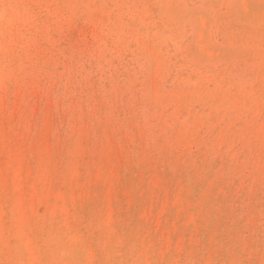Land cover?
<instances>
[{
  "label": "bare ground",
  "instance_id": "bare-ground-1",
  "mask_svg": "<svg viewBox=\"0 0 264 264\" xmlns=\"http://www.w3.org/2000/svg\"><path fill=\"white\" fill-rule=\"evenodd\" d=\"M106 1L0 0V264H264V218L258 222L261 217L252 216L255 208L251 204L253 201L257 206L262 204V200L255 198L254 186L256 178L264 176V0H242L241 8L244 6L249 14L247 22L237 13L238 0L233 3L235 7L229 5L231 21L240 29H247L249 39L256 42L246 41L243 35L233 41L226 38V58L217 51L205 49L207 44L204 47L201 42L204 34L198 33L194 26L192 38L188 41L183 37L177 44L179 41L173 31L176 28L171 26V21L166 22V5L158 6L160 0H151V3L145 0L144 5L124 0L123 28L128 43L123 46L132 45L133 60L136 63L143 60L145 65L144 77L138 85L140 90L136 92H140L141 110L140 117L132 120L136 124L128 123L129 120L124 122V128L118 122L109 124L104 104L94 99L91 105L87 102L72 107L75 104L72 101L70 108L62 112L55 110L59 121H54L53 103L48 104L46 100L47 105H43L42 101H36L34 106L31 100L32 94L41 92H37L39 86L32 75L39 74L40 67L47 65L46 61L40 64L37 56L41 30L47 28V22L55 13H63L62 9L76 16L80 4L84 7L81 13L90 21H100L107 9L104 8ZM117 3L114 1L113 7L118 9L120 4ZM162 3L166 1L161 0ZM175 3L184 12L195 8V2L188 0H175ZM222 4L224 6V2ZM142 13L151 20L146 16L144 20L139 16ZM190 17L191 13H186L184 19ZM48 30L42 35H47ZM164 30L167 41L185 48L184 53L179 50L181 55L178 56L182 71H173L174 78L170 82L164 70L167 68ZM30 46H34V51H29ZM48 49L45 51L49 52ZM212 58L220 62L233 61L237 65V72L234 71L237 76L228 72L225 76V73L223 76L215 74L209 69ZM108 59L110 61L111 57ZM70 60L73 62V56ZM198 61L208 62V71L199 68ZM183 68L190 72L182 74ZM113 101L108 103L111 105ZM126 107H129L126 112L131 109ZM116 111L118 109L115 114ZM62 116L66 118L63 124ZM233 121L238 123L234 128L241 135H237L240 137L237 140L245 143L240 157H244L245 163L241 164L250 175L248 180L240 179L242 172H237L238 167L242 169L240 160L232 153L229 155V151L236 148L229 142L230 138H235V131L227 130ZM224 142L231 146L227 144L225 148ZM247 152L251 156H247ZM226 156L235 160L232 161L235 165ZM222 176L227 178L230 188L240 180L237 185L244 198L240 197L237 207L227 200L230 190H217ZM262 214L264 216V212Z\"/></svg>",
  "mask_w": 264,
  "mask_h": 264
},
{
  "label": "rangeland",
  "instance_id": "rangeland-1",
  "mask_svg": "<svg viewBox=\"0 0 264 264\" xmlns=\"http://www.w3.org/2000/svg\"><path fill=\"white\" fill-rule=\"evenodd\" d=\"M114 1H117L118 3L117 4H120V5H118L119 6V8L117 9V8H114L113 6L114 5H116V4H114ZM130 1V0H129ZM136 1V4L138 3V5L140 4V5H144L143 3H148V2H150L151 3V0L150 1H146L145 2V0H135ZM163 1V0H162ZM166 1V3L164 4V3H162L161 4V0L160 1H158L157 3H158V6H161V5H166L165 7H166V17L168 18H166L165 20H166V22H167V20L170 22V23H172L171 24V26L174 28H176V30H177V32H176V30L175 29H173V31H174V38L177 40V41H179L177 44H180L181 43V41H182V39H183V37H185L188 41L192 38V32H194V27H196L197 29L196 30H198V33H202V34H204L203 36H202V40L203 41H201L202 42V45L205 47L206 46V44H207V47H205V49L207 48V49H210V50H214L215 52L217 51L218 53H221L220 55H222V57H224V56H226L225 54L228 52V51H226V48H225V45H226V42H227V39H231L232 41L234 40V39H236V38H239L241 35H243V37H245L246 38V41L248 40H250L251 41V39H249V34L250 33H248L249 31H247V29H245V28H242V29H245L244 31L242 30V29H240V27L238 26V24L236 23H234V21L232 20L231 21V17H229V13H230V7H229V5H231V7L232 6H234L235 7V5H233V3L235 2V0H220L219 1V3H218V1H216V0H188V1H190L191 3H193V2H195L194 3V5H195V8H193L192 9V12H190L189 10H187L186 12H184V11H182L178 6H177V4L175 3V0H165ZM167 1L169 2V3H167ZM107 2V5L104 7V8H107V9H105V11H104V16L103 15H101V17H102V20H97V19H91V20H93V21H90V19L89 18H87L84 14H82L81 13V10H83L84 11V7L80 4L79 5V3H78V5L80 6L79 7V9H78V11H76L77 12V14H76V16H75V14L73 15L72 13H70V12H68L66 9H62V12L63 13H61V12H58L57 14L55 13L54 15H53V18H51L50 19V21L49 22H47V28L46 29H49L48 30V32H46V34L47 35H45V36H43L44 34H45V31H46V29L43 31V29L41 30L42 32H41V37H39V41L41 42L39 45V52H37V56L38 57H40V64H44V62L47 64V65H45L44 67H40L41 69H40V73L39 74H36V75H32L33 76V78H34V82H35V84L36 85H38L39 86V89H37V92L40 90L43 94H41L40 95V93H36V94H32L31 95V97H32V104L35 106L36 104H35V102L36 101H42V104L43 105H47V103L48 104H51L52 105V103H53V106L54 107H52L51 105H48V106H51L52 108H51V110L54 112L55 110H64V108H70L71 106L69 105V104H71V105H73L74 103L73 102H75V104L72 106V107H79L78 105L79 104H84V103H89V105H91L90 103H93L94 101L95 102H98V104H104V106H105V116L107 117V121H108V123L110 122H112L111 124H115L116 122H118L117 124L118 125H120V127H122V128H124V122H128V120L130 121V122H128V123H130V124H136V119H134V118H137V117H140L139 115H141V110H140V106H139V102H140V99H139V94H140V92H139V94L138 93H136V92H138V89L140 90V86H138L140 83V81H141V79L144 77V75H143V68H144V63H142L143 62V60H141L140 61V63H136L135 62V60H133V58H134V55L132 54V52H131V46L132 45H128L127 47H125L124 48V46L123 45H126L127 43H128V39L127 38H125L124 37V0H107L106 1ZM172 2V3H171ZM202 3V4H199V3ZM204 2V3H203ZM224 2V6H223V4L222 3ZM226 2V3H225ZM227 2H228V4H227ZM240 2V3H239ZM122 3V4H121ZM160 3V4H159ZM206 3H207V6H209V7H207V6H205L206 5ZM215 3V4H214ZM241 3H242V0H238V2H236V5H237V13L239 14V16H240V18H242L244 21H246L247 22V15H249V14H247L246 12H245V9H244V6H243V4H242V6H243V9L241 8ZM176 4V5H175ZM211 4V5H210ZM219 4V5H218ZM240 4V5H239ZM170 5V6H169ZM214 6V8H213V6ZM220 6V7H218V6ZM203 6V7H202ZM212 6V7H211ZM218 8H217V7ZM228 6V7H227ZM168 7H169V9H168ZM172 8V9H171ZM178 8V9H177ZM206 8V9H205ZM212 8V9H211ZM220 8V9H219ZM224 10H223V9ZM113 9V10H112ZM214 9H216V10H214ZM242 9V10H241ZM112 10V11H111ZM116 10V11H115ZM211 10V11H210ZM229 10V11H228ZM119 11H122V12H119ZM213 11V12H212ZM228 11V12H227ZM117 12V13H116ZM119 12V13H118ZM216 12V13H215ZM218 12H219V14H218ZM222 12V13H221ZM227 12V13H226ZM108 13V14H107ZM186 13H191V17L189 18V19H184V16H185V14ZM213 13V14H212ZM63 14H64V17H63ZM67 14V15H66ZM207 14V15H206ZM211 14V15H210ZM223 16H222V15ZM228 15L227 17H226V15ZM110 15H112V16H110ZM197 15V16H196ZM199 15H202V16H199ZM225 15V16H224ZM114 16V18L112 19V17ZM117 16V17H116ZM139 16H141L142 18L144 17L145 19L144 20H147V18H148V21L149 20H151L149 17H147L146 15H144L143 13L141 14V15H139ZM147 18H146V17ZM196 16V17H195ZM204 16V17H203ZM215 16V17H214ZM222 16V17H221ZM61 17V18H60ZM75 17H77V19H75ZM200 17V18H199ZM214 17V20L212 19ZM226 17V18H225ZM74 18V19H73ZM120 18V19H119ZM128 18V17H127ZM87 19H89V20H87ZM216 19H218V21L216 20ZM220 19V20H219ZM96 20V21H95ZM119 20V21H118ZM198 21V22H196V25H194V21ZM202 20H204V22L205 23H203V22H201ZM212 20H213V22H212ZM72 22V24L71 23H69V22ZM78 21V22H77ZM90 21V22H89ZM117 21H118V23H117ZM179 23H178V22ZM183 21H185V22H183ZM224 21H226V23L224 22ZM53 22V23H52ZM59 24H58V23ZM77 22V23H76ZM95 22V23H94ZM187 22V23H186ZM217 22V23H216ZM226 24H224V23ZM90 23V24H89ZM97 23V24H96ZM107 23H108V25H107ZM176 23H178V24H176ZM211 23V24H210ZM216 23V24H215ZM85 24V25H84ZM96 24V25H95ZM102 24H104L103 25V27L104 28H102L101 26H102ZM119 24V25H118ZM183 26H182V25ZM204 24V25H203ZM208 24H209V26H208ZM218 24H222V25H224V26H220V25H218ZM86 25H90V27L89 26H86ZM100 25V26H99ZM107 25V26H106ZM113 25H115V27L113 26ZM186 25V26H185ZM200 25V26H199ZM215 25H217V26H215ZM233 25V26H232ZM56 26H59L58 28H56ZM69 26V27H68ZM91 26H93L92 28H91ZM97 26V27H96ZM115 28H113V27ZM121 26V27H120ZM180 26H182V27H180ZM189 26V27H188ZM194 26V27H193ZM202 26H204V27H202ZM53 27L55 28V29H53ZM97 29H96V28ZM107 27V28H106ZM108 27H109V29H108ZM117 27H118V29H117ZM221 27H223V28H221ZM235 27H237V28H235ZM178 28V29H177ZM189 28V29H188ZM207 28V29H206ZM217 28V29H216ZM230 28H232V29H230ZM239 28V29H238ZM99 29H100V31H99ZM107 29H108V31H107ZM113 29V30H112ZM122 29V30H121ZM179 29H180V31H179ZM187 29V30H186ZM199 29L201 30V31H199ZM222 29V30H221ZM233 29H234V31H233ZM236 29H237V31H236ZM93 30H95V31H93ZM104 30V31H103ZM111 30V32H109ZM120 30H121V32H120ZM184 30H185V32H184ZM213 32H212V31ZM215 30V31H214ZM221 30V31H220ZM240 30V31H239ZM53 31H54V33H53ZM57 33H56V32ZM92 31H93V33H92ZM183 31V32H182ZM189 31H190V33H189ZM209 31V32H208ZM217 31V32H216ZM231 31V32H230ZM106 32L108 33L107 34V36H106ZM114 32V33H113ZM164 32H165V35H164V38H165V40L167 39V32H166V30H164ZM179 32V33H178ZM207 32H208V34H207ZM222 32V33H221ZM227 32H229V35H227L228 33ZM245 32H246V34H245ZM51 33H53V34H51ZM92 33V34H91ZM120 33V34H119ZM188 33V34H187ZM213 33V35H211ZM217 33V34H216ZM231 33V34H230ZM240 33V34H239ZM43 34V35H42ZM182 34V35H181ZM233 34H234V36H233ZM93 35V36H92ZM103 35V36H102ZM104 35H105V37H104ZM111 35V36H110ZM186 35V36H185ZM207 35V36H206ZM224 35V37L222 38L221 36H223ZM51 36V37H50ZM91 36V37H90ZM233 36V37H232ZM46 37V38H45ZM49 37V38H48ZM79 37H81V38H79ZM90 37V38H89ZM93 37V38H92ZM95 37H97V38H95ZM115 37V38H114ZM177 37V38H176ZM208 37V38H207ZM209 37H211V38H209ZM221 37V38H220ZM58 38H59V41H58ZM95 38V39H94ZM99 38H101L100 40H99ZM122 38V39H121ZM123 38H124V40H123ZM227 38V39H226ZM89 39V40H88ZM96 39L98 40V41H96ZM107 39V40H106ZM178 39H180V40H178ZM207 39H208V41H207ZM211 39L213 40V42L211 41ZM253 39V38H252ZM50 40V41H49ZM62 40V43L60 42ZM82 40V41H81ZM85 40H88L89 42H91L90 44H89V42L88 41H85ZM94 40H95V42H94ZM103 40V41H102ZM111 40V41H110ZM119 40H120V42H119ZM186 40V41H187ZM216 40V41H215ZM220 40V41H219ZM230 40V41H231ZM42 41H44L43 43H45L44 44V46H43V43H42ZM63 41H65V42H63ZM79 41V42H78ZM118 41V42H117ZM124 41V42H123ZM167 41V40H166ZM211 41V42H210ZM253 42L255 41V39H253L252 40ZM251 41V42H252ZM87 42V44H85ZM99 43V46L98 45H96V44H98ZM109 44V46L106 44ZM127 42V43H126ZM170 42V43H169ZM217 42V43H216ZM256 42V41H255ZM58 43V44H57ZM93 43V44H92ZM221 43V44H220ZM46 44H47V46H46ZM73 46H72V45ZM111 44V45H110ZM168 44V45H167ZM205 44V45H204ZM67 45V46H66ZM77 45V46H76ZM103 45V46H102ZM107 45V46H106ZM167 45V46H166ZM170 45V46H169ZM85 46V47H84ZM92 46V47H91ZM94 46H97L96 48L94 47ZM105 46V47H104ZM166 46V47H165ZM173 46V47H172ZM41 47H43V48H41ZM51 47V48H50ZM64 47H65V49H64ZM84 47V48H83ZM88 47L90 48V49H88ZM121 47H123V48H121ZM210 47H212V48H210ZM33 48V49H32ZM35 48H36V46H35ZM47 48H49L48 49V51L49 52H47V51H45ZM54 48V49H53ZM95 48V49H94ZM105 50H104V49ZM127 48H129V49H127ZM163 50H164V52H165V54H166V57H165V54L164 53H162L163 54V56L165 57V63H166V65L165 66H167V68H168V70H167V68L166 69H164L165 70V74H166V78H167V81L168 82H170L171 81V79L172 78H174V75L173 74H175V73H173V71L174 72H176V70L177 69H179V71L181 72L182 71V67H180V63H181V60L178 58V56L179 55H181V53H184V49H182V47L181 46H178V45H176V46H174V44H172L171 43V40H169V41H167V43L163 46ZM169 48V49H168ZM32 49V50H31ZM74 49V50H73ZM76 49V50H75ZM81 49V50H80ZM93 49V50H92ZM108 49L110 50V52L108 51ZM118 49V50H117ZM120 49V50H119ZM174 49V50H173ZM65 50V51H64ZM95 50L97 51V50H99V51H97V52H95ZM128 50V51H127ZM179 50H180V52H179ZM29 51H34V46H30V49H29ZM42 51H44V52H42ZM61 51V52H60ZM68 53H67V52ZM77 51H78V53H77ZM93 51V52H92ZM107 51H108V54H107ZM116 52V53H114V52ZM119 51V52H118ZM224 51V52H223ZM45 52H47V53H45ZM106 52V53H105ZM112 52H113V54H112ZM120 52H121V54H120ZM124 52V53H123ZM178 52H179V54H178ZM35 53V52H34ZM52 54V55H50V54ZM54 53V54H53ZM67 53V54H66ZM74 53V54H73ZM84 55H83V54ZM95 53V54H94ZM100 53H103L102 55L100 54ZM173 53H175V55H173ZM44 54V55H43ZM60 54H61V57L59 58V56H60ZM82 54V55H81ZM99 54V55H98ZM105 54V55H104ZM108 56H107V55ZM112 54V55H111ZM48 55L50 56V57H48ZM69 55V56H68ZM73 56V62H72V60H70L71 59V57ZM75 55V56H74ZM80 55H81V57H80ZM88 55V56H87ZM95 56V55H98V57L97 56H95V57H92V56ZM125 55V56H124ZM133 55V56H132ZM56 56H57V58H56ZM66 56H67V58H66ZM84 56V57H83ZM163 56L161 55V57L163 58ZM168 56H169V58H168ZM170 56L171 57H173V58H170ZM43 57V58H42ZM45 57H48L47 58V60H45ZM65 57V58H64ZM102 57H104V58H102ZM111 57V59H110V61H109V59L107 60V58H110ZM117 57V58H116ZM124 57V59H122ZM50 58H52L50 61H48ZM63 58H64V60H63ZM86 58L88 59V60H86ZM93 58V59H92ZM96 58V59H95ZM112 58H114V59H112ZM116 58V59H115ZM224 58H226V57H224ZM84 59V60H83ZM93 60V61H91V60ZM99 59V60H98ZM168 61H167V60ZM214 59V60H213ZM102 60V61H101ZM107 60V61H106ZM212 60H213V62L212 61H210L209 63H210V66H209V63L207 62V63H203V62H199L198 61V64H197V66L199 67V68H204V70L205 71H208L207 69H208V67L207 66H209L210 68V70H212L215 74H217V75H220V76H223L222 74H224V76L225 75H227V72H228V74H233V75H235V76H237V71L235 70V68H237V65H235L234 64V62L233 61H231V60H229V59H223L224 61H218V60H215V58H212ZM59 61V62H58ZM65 61V62H64ZM96 61L98 62V63H96ZM100 61V62H99ZM108 61H109V63H108ZM111 61H112V63H111ZM122 61V62H121ZM125 61H127V62H125ZM175 63V64H173V62ZM48 62H50V63H48ZM56 62H57V64H56ZM72 62V63H71ZM85 62V63H84ZM121 62V63H120ZM130 62V63H129ZM171 62V63H170ZM218 62V63H217ZM220 62V63H219ZM225 62H226V64H225ZM65 63L67 64V66L65 65ZM80 63V64H79ZM83 63V64H82ZM91 63V64H90ZM120 63V64H119ZM168 63H170L169 65H168ZM212 63V64H211ZM217 63V64H216ZM230 63V64H229ZM69 64V65H68ZM82 64V65H81ZM93 64V65H92ZM103 64V65H102ZM142 64V65H141ZM200 64V65H199ZM208 64V65H207ZM214 64V65H213ZM219 64V65H218ZM224 64L227 66H224ZM52 65V66H51ZM60 65V66H59ZM75 65H76V67H75ZM81 65V66H80ZM84 65V66H83ZM85 65H87V67L85 66ZM89 65V66H88ZM116 65V66H115ZM141 65V66H140ZM172 65V66H171ZM175 65V66H174ZM232 65H233V67H232ZM93 67V68H89V67ZM140 66V67H139ZM169 66H171V67H169ZM174 66V67H173ZM203 66V67H202ZM205 66V67H204ZM221 66V67H220ZM222 66H224V67H222ZM48 67V68H47ZM54 67H55V69H54ZM64 67H66V68H64ZM70 67V68H69ZM84 67V68H83ZM100 67V68H99ZM125 67L127 68V69H125ZM212 67H213V69H212ZM226 67V68H225ZM57 68H59V69H57ZM61 68V69H60ZM69 68V69H68ZM133 68V69H132ZM136 68V69H135ZM139 68V69H138ZM220 68H222L223 69V71H222V69H220ZM225 68V69H224ZM78 69V70H77ZM88 69V70H87ZM113 69V70H112ZM117 69V71H114V70H116ZM171 69H174V70H171ZM184 70L183 71H185V72H182V74H185V73H187V72H190V71H187V70H189L188 68H183ZM187 69V70H186ZM227 69H228V71H227ZM234 69V70H233ZM47 70H49V71H47ZM54 70H56V71H54ZM75 70V71H74ZM83 72V74H82V72ZM90 70H91V72H90ZM93 70V71H92ZM95 70V71H94ZM98 70V71H97ZM102 70H103V72H102ZM129 70V71H128ZM132 70V71H131ZM216 70V71H215ZM57 71H58V74H57ZM63 71V72H62ZM70 71V72H69ZM72 71V72H71ZM79 71V72H78ZM172 71V73H169V72H171ZM211 71V72H212ZM234 71H236V72H234ZM105 72V73H104ZM119 72V73H118ZM131 72V73H130ZM217 72V73H216ZM218 72H220V73H218ZM56 73V74H55ZM63 75H62V74ZM65 73H66V75H65ZM73 73V74H72ZM74 73H75V75H74ZM80 73V74H79ZM88 73V74H87ZM96 73H98V74H96ZM121 73V74H120ZM128 73H130V74H128ZM49 74V75H48ZM72 74V75H71ZM83 75V77H81L82 75ZM91 74V75H90ZM105 74H107V75H105ZM119 74V75H118ZM132 74V75H131ZM170 74V75H169ZM172 74V75H171ZM54 75V76H53ZM59 75V76H58ZM60 75L62 76V78H60ZM71 75V76H70ZM104 75L106 76V77H104ZM110 75V76H109ZM129 75H131V76H129ZM138 75V76H137ZM169 75V76H168ZM242 75V74H241ZM53 76V77H52ZM69 76V77H68ZM136 76V77H135ZM140 76V77H139ZM43 77V79H41ZM49 77V78H48ZM60 79H59V78ZM65 79H64V78ZM67 77V78H66ZM75 77V78H74ZM79 77H80V79H79ZM96 78V79H94V78ZM100 79H99V78ZM108 77V78H107ZM115 77V78H114ZM130 77V78H129ZM153 77V75L151 76V78ZM169 77H171V78H169ZM68 78H70V80L68 79ZM88 78V79H87ZM91 78V79H90ZM107 78V79H106ZM136 78V79H135ZM39 79H40V81H39ZM49 81H48V80ZM66 79H68V81L66 80ZM86 79H87V81H86ZM94 79V80H93ZM99 79V80H98ZM108 80L107 81V84H106V80ZM118 79V80H117ZM130 79H131V81H130ZM133 79V80H132ZM45 80L47 81V82H45ZM59 80H60V82H59ZM74 80V82H72ZM91 80V81H90ZM105 80V81H104ZM136 80V81H135ZM57 81V82H56ZM65 81H66V83H65ZM70 81V82H69ZM90 81V82H89ZM92 81H93V84H94V81H98L97 83L95 82V84H94V86H93V84H92ZM103 81H104V83H103ZM113 81H114V85L112 86V84H113ZM136 83H135V82ZM37 82V83H36ZM45 82V84H43ZM51 82H52V84H51ZM118 82V83H117ZM123 82V83H122ZM132 82V83H131ZM54 83V84H53ZM57 83V84H56ZM60 83V84H59ZM67 83L68 84H71V85H67ZM77 83H79V84H77ZM134 83H135V85H134ZM41 84V85H40ZM47 84H49V86H50V88H49V86L47 85ZM51 84V85H50ZM73 84V85H72ZM75 84V85H74ZM86 84V85H85ZM87 84H88V86H87ZM117 84H120V85H117ZM122 84H124V85H122ZM137 84V85H136ZM54 85V86H53ZM83 85V87L82 88H80L81 86ZM95 87V89L92 87ZM98 85H99V87H98ZM134 85V86H133ZM48 88H47V87ZM67 86V87H66ZM87 86V87H86ZM91 86V87H90ZM108 86H109V88H108ZM115 86V87H114ZM122 86H123V88H122ZM44 87H45V89H47V90H45L44 89ZM54 87V88H53ZM57 87H60V88H58L57 89ZM65 87V88H64ZM69 87V88H68ZM73 87V88H72ZM86 87V88H85ZM128 87V88H127ZM33 88H36V87H33ZM32 88V89H33ZM72 88V90H70ZM80 88V89H79ZM88 88V89H87ZM116 88V89H118V90H114V89ZM123 90H122V89ZM125 88H127V89H125ZM50 89V90H49ZM51 89H52V91H51ZM56 89H57V92H56ZM60 89V90H59ZM81 89H83V90H81ZM90 89H91V91H90ZM45 90V91H44ZM59 90V91H58ZM81 90V91H80ZM100 92H99V91ZM114 90V91H113ZM130 90H132V91H130ZM135 90V92H133ZM49 93H48V92ZM65 91V92H64ZM68 91V92H67ZM104 91V92H103ZM118 91V92H117ZM46 92V93H45ZM52 92V93H51ZM59 92V94H60V96H61V98H60V96H59V94L57 95V93ZM63 92V93H62ZM72 92V93H71ZM93 93L94 95H95V97H94V95L93 94H90V93ZM95 92H97V93H95ZM113 92V93H112ZM116 92V93H115ZM120 92V93H119ZM132 93V95H131V93ZM67 93V94H66ZM84 93V94H83ZM86 93V94H85ZM88 93H89V98H87L88 96ZM111 94V95H108V94ZM134 93V94H133ZM51 94V95H50ZM72 94V95H71ZM78 94V95H77ZM82 94H83V96H82ZM100 96H99V95ZM136 94H137V96H138V98H137V96H136ZM48 95H49V97H51L50 99H48L49 97H48ZM56 95V96H55ZM80 95V96H79ZM36 96H37V98H36ZM43 96H47V98L45 99V97H43ZM59 96V97H58ZM98 96V97H97ZM109 96V97H108ZM112 96H113V98H112ZM131 96H134V97H132L131 99H130V97ZM55 97V98H54ZM72 97V98H71ZM92 97V98H91ZM101 97V98H100ZM104 97H105V99H104ZM124 97H125V100H124ZM45 100H44V99ZM53 98V99H52ZM82 98H84L83 100H81ZM100 98V99H99ZM122 98H123V100H122ZM137 100H136V99ZM71 99V100H70ZM92 99H94V101L92 100ZM104 99V100H103ZM111 99H113V100H111ZM117 99V101L115 102V100ZM121 99V100H120ZM132 99H134V100H132ZM46 100H47V103H46ZM50 102H49V101ZM58 100H60V101H62V102H60L59 101V104H58V106L60 105V107H58L57 106V103H58ZM92 100V101H91ZM101 100H103V101H101ZM120 100V101H119ZM129 100V101H128ZM136 100V101H135ZM57 101V102H56ZM73 101V102H72ZM80 101H82V102H80ZM89 101H91V102H89ZM101 103H100V102ZM106 101V102H105ZM111 101H113L112 102V104L114 105V107L112 106V104L110 105V103H111ZM127 101H128V103H127ZM130 101H131V105H130ZM45 102V103H44ZM56 102V103H55ZM108 102H110V103H108ZM125 102H126V104H125ZM64 103V104H63ZM106 103V104H105ZM119 103H120V105H119ZM135 103V104H134ZM69 106H68V105ZM134 104V105H133ZM55 105L57 106V107H55ZM63 105V106H62ZM67 105V106H66ZM108 105H110L109 107H108ZM117 105H119V106H117ZM124 105V106H123ZM126 105L127 106H130V108L132 109V111H131V109H129L127 112H126V110L129 108H127L126 107ZM122 106V107H121ZM113 107V109H111ZM117 107H119V108H117ZM137 107V108H136ZM56 108H58V109H56ZM114 108H116V109H118V111H116V114L114 113V111L116 110H114ZM125 110H124V109ZM136 108V109H135ZM110 109L111 110H113V111H110ZM50 110V112H52ZM125 111V112H124ZM52 112V113H53ZM62 112V111H61ZM113 112V113H112ZM122 112V113H121ZM124 112V113H123ZM132 113H136V114H133L132 115ZM139 113V114H138ZM111 114H113V115H111ZM122 114V115H121ZM127 115V117H126V115ZM107 115H109V116H107ZM121 115V116H120ZM125 115V116H124ZM55 116H57V115H55V112H54V121H56V119H57V117L55 118ZM117 118H116V117ZM131 116H132V118H131ZM134 116V117H133ZM137 116V117H136ZM109 117L111 118L110 120H108L109 119ZM114 117V118H113ZM122 117V119H120ZM116 118V119H115ZM131 118V119H130ZM60 119L63 121L62 122V124L65 122V120H66V118L64 119V117L62 116V117H60ZM115 120H118V121H115ZM123 120V121H122ZM132 120H135V121H132ZM59 121V119H57V122ZM122 121V122H121ZM237 122H238V120H237ZM109 123V124H110ZM120 123V124H119ZM122 123V124H121ZM234 125V126H233ZM236 126H238V123H236V121L234 122L233 121V123H232V125H231V128L229 127V129L227 128V130L228 131H230L231 132V130L230 129H232V131L234 130L235 131V128L234 127H236ZM226 129V128H225ZM234 134L236 135L235 136V138L233 139V140H231V138H230V140H229V142L232 144V146H231V144H229V142H224V146H225V148H227L228 146H231L232 148L234 147H236L235 149H236V151H235V149H232V152H231V150L229 151V155L231 156L232 154V156H234L235 155V158H236V156H237V160H240V165H241V168L243 169V162H244V157H240V155L242 154V153H244V151H243V149H244V145H245V143H244V141H242V140H237V139H239L240 137L239 136H241L237 131H235L234 132ZM237 135H239V136H237ZM232 141V142H231ZM233 141H234V143H233ZM235 141H236V143H235ZM238 141H240V142H238ZM238 142V143H237ZM242 143V144H241ZM243 143H244V145H243ZM227 144H228V146H227ZM235 144V145H234ZM237 144V145H236ZM241 144V145H240ZM243 146V147H242ZM241 147H242V150H241ZM238 148V149H237ZM240 148V149H239ZM220 150V149H219ZM245 150V149H244ZM255 150H257V149H255ZM255 150H253V154L255 153ZM235 151V152H234ZM238 151H240L239 153L240 154H237L238 153ZM242 152V153H241ZM220 153V152H219ZM232 153V154H231ZM251 153H249V152H247V156L249 155V156H251L250 155ZM229 157V156H228ZM227 156L225 157L229 162H231L232 164H234L235 165V163H233V162H235V160H231V158L229 157L228 158ZM240 157V158H239ZM221 161V160H220ZM219 161V162H220ZM233 161V162H232ZM249 161H251V160H249ZM221 163V162H220ZM243 165H242V164ZM245 163V162H244ZM237 169V168H236ZM238 169H239V171H237L238 172V174L239 173H241L240 174V179L241 180H245V179H249L248 177H250V175L248 174V172H246V171H244V169L242 170H240V167H238ZM241 171V172H240ZM243 173H246V174H243ZM245 175V176H244ZM244 177V178H243ZM261 177V178H260ZM223 181V182H222ZM238 181H240V180H236V185H233L231 188L229 187V181L227 180V178L226 177H224V176H222V178H221V181H220V185L218 186V188H217V190L218 189H220L221 191H226V190H230V193H229V197H227L228 199V202H229V204L231 203V205L233 206V207H237V204L239 203V201H240V197L241 198H244V196H243V192H242V190L239 188V185H237V182ZM256 184H255V186H254V192L255 193H257V196H255V198H258V199H260V200H262L261 202H262V204H261V206H257L256 205V203H254V201L251 203L252 204V207H254L255 209L253 210L252 209V213H253V217H256L257 215H259L261 218L259 219V220H257L258 222L260 221V220H262L263 218H264V216H263V214H262V212H264V176H259L258 178H256ZM225 182V183H224ZM221 185H222V187H221ZM238 187V188H236V187ZM227 187H229V189H227ZM263 187V188H262ZM214 188H216L215 186H214ZM247 188V187H246ZM217 190H215V192L216 193H218L217 192ZM231 190L233 191V192H231ZM236 190V191H235ZM263 190V191H262ZM245 191H247L248 193H249V187L247 188V189H245ZM252 191V192H253ZM258 191H259V194H258ZM235 193H237V194H235ZM241 193V194H240ZM220 195H223V194H221L220 193ZM236 195V196H235ZM259 195V196H258ZM232 197V198H231ZM237 198V199H236ZM236 200H237V202H236ZM233 201V202H232ZM233 203V204H232ZM255 205V206H254ZM231 206V208H233ZM257 207V208H256ZM262 208V209H261ZM259 209V210H258ZM261 209V210H260ZM258 212H257V211ZM254 211H255V216H254ZM262 211V212H261ZM261 214V215H260ZM248 218L250 219V217L248 216ZM263 221V225L262 226H264V219L262 220ZM253 223H254V219H253ZM261 227V226H260ZM249 242H251V237L249 238Z\"/></svg>",
  "mask_w": 264,
  "mask_h": 264
}]
</instances>
